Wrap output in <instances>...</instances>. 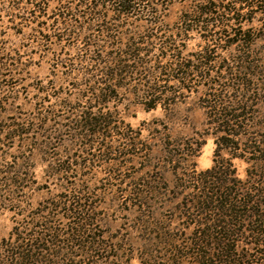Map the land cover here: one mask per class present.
<instances>
[{
    "label": "rangeland",
    "instance_id": "obj_1",
    "mask_svg": "<svg viewBox=\"0 0 264 264\" xmlns=\"http://www.w3.org/2000/svg\"><path fill=\"white\" fill-rule=\"evenodd\" d=\"M43 1L48 7L40 13L29 0H0V264H19L13 258L18 252L36 256L26 264H139V257L145 254L142 240L146 236L137 225L138 218L153 216L161 226L181 228L184 222L176 219L175 212L187 196L181 194V186L189 185L179 182L178 177L190 169L201 172L212 166L215 145L207 128L206 104L212 101L205 95L208 83L199 76L192 77L191 84L167 76L163 77L165 82L156 84L153 78L150 84L166 91L161 98L168 106L147 112L140 98L143 91L138 96L132 94L144 86V80L135 76L126 83V92H119L104 106L102 114L111 115L112 129L103 137L75 139L67 126L73 125L79 112L97 106L87 98L89 76L78 64L83 45L65 38L61 41L66 18L59 17V5L77 8L68 0ZM206 1L235 7L226 16L227 27L210 29L216 42L204 41L198 27L192 33L172 36L180 29L179 19ZM159 2L165 4L166 0ZM238 2L170 0L162 9L159 29L164 34L154 41L148 59L153 64L165 42L172 44L183 61L194 60L195 66V58L203 50L210 51V59L215 62L210 68L211 80L220 82L210 87L211 92L228 101L238 94L236 88L223 90V84L231 82L221 80L226 75L219 71L235 69L242 49L237 44L219 42L218 33L225 31L227 42L234 34L249 33L250 47L247 52L244 46L245 55L248 63L259 69L256 73L250 70L249 74L255 76L247 78L256 90L244 97L251 96L252 101L246 129L261 147L264 0L256 4L253 0ZM140 24L130 18L119 26L136 33ZM172 63L171 55L168 60L162 59V65ZM216 70L221 77L215 76ZM146 71L154 77L152 65ZM260 124L263 129H257ZM24 132L26 135L18 137L17 133ZM221 156L229 158L226 152ZM231 162L238 178L244 180L249 166L239 159ZM63 168L66 172H61ZM8 171L11 173L6 175ZM176 173L179 175L175 177ZM135 191L146 196L149 207L134 206L139 204ZM77 222L85 230L83 239L77 240L92 239L101 246L92 258H85L81 248L70 245ZM48 227L58 233L57 243L49 239ZM147 249L156 256L166 251L155 244ZM54 252H61V256L55 258ZM113 256L121 259H107ZM39 259L41 263L35 262Z\"/></svg>",
    "mask_w": 264,
    "mask_h": 264
},
{
    "label": "trees",
    "instance_id": "obj_2",
    "mask_svg": "<svg viewBox=\"0 0 264 264\" xmlns=\"http://www.w3.org/2000/svg\"><path fill=\"white\" fill-rule=\"evenodd\" d=\"M29 1L38 12L47 11L48 6L43 0ZM159 1L68 0V3H75L77 10L59 5V17L66 18L63 23L66 30L61 35V41L65 38L76 43L81 42L83 45L84 51H81L78 64L83 74L94 78L92 81L86 79L89 87L87 98L97 105L90 107L89 111L79 112L80 115L73 125L67 128L74 133L75 139L103 137L104 132L112 129L109 120L111 115L102 114L104 106L116 99L119 92H126V83L135 76L140 77V81L144 80V86L133 90L132 94L138 96L139 92L143 91L140 98L142 97L143 107L147 112L168 106L161 98L166 91L151 85L150 80L156 79L154 82L158 84L165 82L163 77L167 76L191 84V78L199 76L202 81L208 83L205 85V95L208 99L212 98V101L206 104L208 136L213 139L215 145L212 166L201 172L190 169L178 177L179 182L187 181L189 185L181 186V194L187 196H183L177 206L178 212H175L176 219L184 222L181 228H174L169 224L161 226L153 216L143 215L142 219L138 218L137 225L146 236L142 240L145 254L139 257V264H264V145H256L258 141L253 140L254 134L246 129L248 116L252 113V105H249L252 101L251 96L244 97L256 90L247 78L253 79L255 76L249 74L250 70L256 73L255 70L259 69L254 64H249L245 55L244 46H247V52L250 47L249 33L234 34L230 42L224 40L225 31L220 30L218 33L219 42L224 41V44L229 43V46L237 44L236 46L242 49L239 52L241 57L235 61V69H219V72L223 71L226 75V78L221 80L231 82L228 85L223 84V90L226 92L236 88L238 94L227 101L225 96L211 92L210 87L219 85L220 82L211 80L210 68L215 62L210 59L208 50H203L195 58V66L194 60L183 61L175 54L172 44L165 42L157 59L151 64L148 57L153 50L152 45L164 34V31L159 29L163 5L170 2L166 0L163 4ZM248 1L239 0L238 3L246 4ZM253 1L255 4L262 2ZM234 11L235 7L229 8L212 1L203 2L194 7L192 14L179 19L180 29L172 36L192 33L193 28L198 27L204 41L216 42L210 29L213 26L227 27L226 16ZM130 18L143 23L137 26L136 33L123 31V27L119 26ZM118 28L122 32H117ZM104 44L106 46H103ZM103 47L106 48L105 51L102 50ZM170 55L173 63L162 65V59L168 60ZM150 65L154 77L146 71ZM219 72L216 70V77H221ZM142 76L144 79H141ZM93 109H99L98 113ZM257 129H263V125H258ZM17 135L21 137L26 135V132ZM201 147L202 144L198 149ZM224 152L229 154L228 159L221 156ZM247 154L250 156L246 157ZM234 159L243 160L249 166L244 180H240L236 175L231 162ZM62 171L66 172L64 168ZM10 173L6 172V175ZM174 175L176 177L179 174ZM11 182L19 184L14 180ZM134 193L139 203L134 206L139 209L150 206L146 196H141L142 192ZM74 225L76 227V224ZM46 232L49 233V239L53 238L57 243L59 236L56 230L48 227ZM84 232L83 225L77 222L70 245L72 248H81L80 252L88 259L94 257V253L100 252L101 246L92 239L91 242L87 238L78 241V238L83 239ZM39 239L47 242L45 238ZM154 244L165 248L166 251L159 256L147 253L149 251L146 248ZM22 249L21 247V251ZM60 253L54 252L52 255L56 258L61 256ZM35 257L24 252L13 255L14 259L20 261L19 264H26ZM107 259L118 261L121 258L113 256ZM40 261L39 259L35 262L41 263Z\"/></svg>",
    "mask_w": 264,
    "mask_h": 264
}]
</instances>
